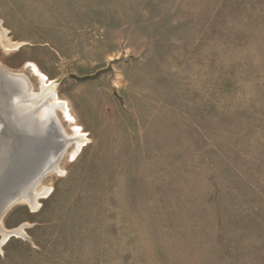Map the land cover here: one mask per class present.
Masks as SVG:
<instances>
[{
	"label": "rangeland",
	"instance_id": "1",
	"mask_svg": "<svg viewBox=\"0 0 264 264\" xmlns=\"http://www.w3.org/2000/svg\"><path fill=\"white\" fill-rule=\"evenodd\" d=\"M0 24V65L88 138L6 210L0 264H264V0H0Z\"/></svg>",
	"mask_w": 264,
	"mask_h": 264
},
{
	"label": "bare ground",
	"instance_id": "2",
	"mask_svg": "<svg viewBox=\"0 0 264 264\" xmlns=\"http://www.w3.org/2000/svg\"><path fill=\"white\" fill-rule=\"evenodd\" d=\"M2 38L8 41L6 32L0 24V39ZM33 70L40 77L42 89L40 94L33 93L32 87L27 86L22 78L9 73L0 65V149L5 145V151L0 159L1 242L12 235H24V225L10 230L5 228L3 216L6 210L18 201L26 202L34 208L39 195L47 192V189L29 191L28 185L31 180L39 173L44 175L48 171L58 170L59 160L71 142L76 146L74 154L88 140L81 126L76 123L72 125L73 138L63 137L54 119L55 110L61 111L70 121H73L74 117L66 102L58 96L56 84L48 83L46 77L35 66ZM25 159L30 161V165L16 177L11 185L14 194L10 196L7 194L10 187L7 186L8 177L12 170L16 172L21 170L19 165L21 167ZM27 169L30 170V174H27ZM34 170V174H31Z\"/></svg>",
	"mask_w": 264,
	"mask_h": 264
},
{
	"label": "water",
	"instance_id": "3",
	"mask_svg": "<svg viewBox=\"0 0 264 264\" xmlns=\"http://www.w3.org/2000/svg\"><path fill=\"white\" fill-rule=\"evenodd\" d=\"M117 59H114L112 61H110L106 67H103L101 69H98L95 73L93 74H86V75H78V74H75V73H69V76L78 80V81H84V80H87V79H91V78H96L98 77L102 72H105V71H112L113 68H112V64L116 61ZM5 151V145L3 146L2 145V148L0 149V159L1 157L3 156V153Z\"/></svg>",
	"mask_w": 264,
	"mask_h": 264
}]
</instances>
